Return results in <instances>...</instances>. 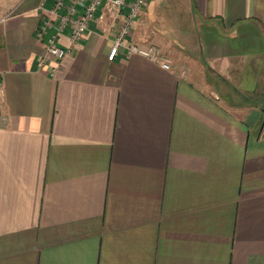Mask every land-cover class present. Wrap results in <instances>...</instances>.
Returning <instances> with one entry per match:
<instances>
[{"label": "crops", "instance_id": "crops-1", "mask_svg": "<svg viewBox=\"0 0 264 264\" xmlns=\"http://www.w3.org/2000/svg\"><path fill=\"white\" fill-rule=\"evenodd\" d=\"M56 1L0 0V264H264V0H150L169 69Z\"/></svg>", "mask_w": 264, "mask_h": 264}, {"label": "built area", "instance_id": "built-area-1", "mask_svg": "<svg viewBox=\"0 0 264 264\" xmlns=\"http://www.w3.org/2000/svg\"><path fill=\"white\" fill-rule=\"evenodd\" d=\"M82 4L81 12L74 15V7L69 5L66 11L60 14L61 31L64 26L70 27V36L73 41H77L86 31L89 22L94 18L95 12L99 6H102L104 13L120 18V23L116 26L112 46L108 58L113 59L118 49L123 47L126 55L140 54L149 58L153 62L159 63L163 68L169 69L170 64L166 61L161 50L155 45H142L136 42L128 41L135 22L142 12L146 9L150 0H76ZM63 5V0H57L55 9L58 10ZM102 15V14H101ZM47 22H44L38 30V35L42 36L46 31ZM46 55L43 61L48 58L61 59L67 52L65 48L57 43L54 36L46 38ZM4 82L0 73V114L3 113L4 107Z\"/></svg>", "mask_w": 264, "mask_h": 264}, {"label": "rangeland", "instance_id": "rangeland-1", "mask_svg": "<svg viewBox=\"0 0 264 264\" xmlns=\"http://www.w3.org/2000/svg\"><path fill=\"white\" fill-rule=\"evenodd\" d=\"M119 21H120V19H119ZM120 23V22H119ZM152 45H155V44H152ZM155 46H157V45H155ZM158 47V46H157ZM159 48V47H158ZM160 49V48H159ZM161 50V49H160ZM261 117L262 118H264V113H261Z\"/></svg>", "mask_w": 264, "mask_h": 264}]
</instances>
